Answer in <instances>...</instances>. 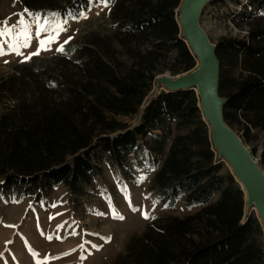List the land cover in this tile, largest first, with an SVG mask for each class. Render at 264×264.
<instances>
[{
  "label": "trees",
  "instance_id": "obj_1",
  "mask_svg": "<svg viewBox=\"0 0 264 264\" xmlns=\"http://www.w3.org/2000/svg\"><path fill=\"white\" fill-rule=\"evenodd\" d=\"M180 1L18 0L35 16L52 11L61 20L105 3L114 29L0 78V98L15 102L0 115V198L31 195L38 203L59 186L81 197L101 164L131 174L145 165L143 151L152 195L167 212L132 236L112 264H264L261 226L253 212L244 218L243 192L216 159L195 93L162 91L139 123L122 120L138 114L158 75L195 67L177 22ZM207 13L246 28V37L214 44L223 120L253 145L264 133V0H210L200 17ZM179 206L188 213H173Z\"/></svg>",
  "mask_w": 264,
  "mask_h": 264
},
{
  "label": "rangeland",
  "instance_id": "obj_2",
  "mask_svg": "<svg viewBox=\"0 0 264 264\" xmlns=\"http://www.w3.org/2000/svg\"><path fill=\"white\" fill-rule=\"evenodd\" d=\"M110 10L105 3H98L80 19L61 20L52 11L39 17L23 9L18 0H0V32H4L0 35V78L9 76L13 66L51 63L63 46L79 45L91 32L111 34L114 28ZM199 26L212 44L221 37L241 39L247 35L246 28L234 26L230 18L208 13L199 18ZM48 40L51 43L41 48L40 42ZM35 52L39 54L32 55ZM167 74L155 78L148 98L154 95L156 80ZM0 100V115L15 103ZM142 112L140 107L137 115L122 120L132 127L139 123ZM257 136L253 157L260 162L264 133L258 132ZM253 145L246 146L250 152ZM140 155L145 165L136 167L131 174L101 164L100 177L81 197L75 198L59 186L38 203L31 195L25 199L17 195L8 200L0 198V264H112L132 236L167 212L152 195L153 172L146 153L142 151ZM260 169L264 174V168ZM173 213L182 216L188 211L179 206ZM253 213L258 216L256 211ZM248 214L245 203L244 218ZM261 229L264 244L262 226Z\"/></svg>",
  "mask_w": 264,
  "mask_h": 264
},
{
  "label": "water",
  "instance_id": "obj_3",
  "mask_svg": "<svg viewBox=\"0 0 264 264\" xmlns=\"http://www.w3.org/2000/svg\"><path fill=\"white\" fill-rule=\"evenodd\" d=\"M209 1H180L176 10L180 21L178 26L181 38L195 58V67L175 76L167 74L158 78L154 95L146 97L141 108L144 110L150 100L162 91H193L217 161L228 168L243 192L249 214L257 212L256 218L264 230V174L259 161L254 159L240 136L223 120L222 107L225 99L218 94L219 63L215 56L216 46L209 42L199 26L202 9Z\"/></svg>",
  "mask_w": 264,
  "mask_h": 264
},
{
  "label": "snow or ice",
  "instance_id": "obj_4",
  "mask_svg": "<svg viewBox=\"0 0 264 264\" xmlns=\"http://www.w3.org/2000/svg\"><path fill=\"white\" fill-rule=\"evenodd\" d=\"M26 11H27V10H26ZM33 15H34V14H33ZM20 23L23 24V23H24L23 20H21ZM43 30H44V29L41 28V31H43ZM5 31H7V29H5ZM3 34H4V32H0V35H3ZM25 36L27 37V33H25ZM48 43H51V40H48V41H41V42H40V47H41V48H45L46 44H48ZM24 46H25V47L28 46L27 41L25 42V45H24ZM60 50L62 51L63 49L61 48ZM0 54H3V53L0 52ZM38 54H39V52H35V53H33L32 55H38ZM116 218L123 219V217H116ZM145 218H148L147 215H145ZM8 227H14V226L9 225Z\"/></svg>",
  "mask_w": 264,
  "mask_h": 264
},
{
  "label": "bare ground",
  "instance_id": "obj_5",
  "mask_svg": "<svg viewBox=\"0 0 264 264\" xmlns=\"http://www.w3.org/2000/svg\"><path fill=\"white\" fill-rule=\"evenodd\" d=\"M177 22H179V24H180L179 18H177ZM196 91L198 92V90H196ZM246 200H247V196H246Z\"/></svg>",
  "mask_w": 264,
  "mask_h": 264
}]
</instances>
